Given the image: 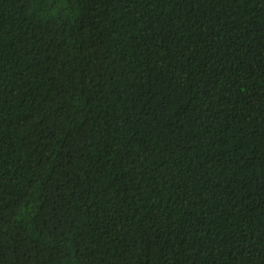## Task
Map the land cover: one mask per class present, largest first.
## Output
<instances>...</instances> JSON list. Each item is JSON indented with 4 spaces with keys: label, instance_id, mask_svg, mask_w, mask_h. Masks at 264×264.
I'll return each mask as SVG.
<instances>
[{
    "label": "trees",
    "instance_id": "1",
    "mask_svg": "<svg viewBox=\"0 0 264 264\" xmlns=\"http://www.w3.org/2000/svg\"><path fill=\"white\" fill-rule=\"evenodd\" d=\"M0 264H264V0H0Z\"/></svg>",
    "mask_w": 264,
    "mask_h": 264
}]
</instances>
